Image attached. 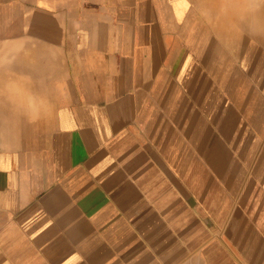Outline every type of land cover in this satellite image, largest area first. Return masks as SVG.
Segmentation results:
<instances>
[{
    "label": "crops",
    "instance_id": "0c3cea01",
    "mask_svg": "<svg viewBox=\"0 0 264 264\" xmlns=\"http://www.w3.org/2000/svg\"><path fill=\"white\" fill-rule=\"evenodd\" d=\"M15 110L0 264H264V0H0Z\"/></svg>",
    "mask_w": 264,
    "mask_h": 264
},
{
    "label": "rangeland",
    "instance_id": "374dc122",
    "mask_svg": "<svg viewBox=\"0 0 264 264\" xmlns=\"http://www.w3.org/2000/svg\"><path fill=\"white\" fill-rule=\"evenodd\" d=\"M27 112L21 111H3V118H2V126H0V139L3 138V144L10 145L13 136H15L18 132L23 131V128L13 126L11 123L16 122L13 121L12 118L17 119L18 116L26 115Z\"/></svg>",
    "mask_w": 264,
    "mask_h": 264
},
{
    "label": "bare ground",
    "instance_id": "6f19581e",
    "mask_svg": "<svg viewBox=\"0 0 264 264\" xmlns=\"http://www.w3.org/2000/svg\"><path fill=\"white\" fill-rule=\"evenodd\" d=\"M245 8V7H244Z\"/></svg>",
    "mask_w": 264,
    "mask_h": 264
}]
</instances>
